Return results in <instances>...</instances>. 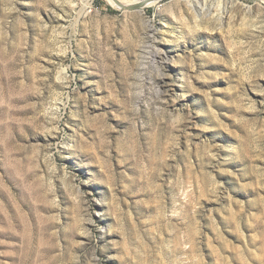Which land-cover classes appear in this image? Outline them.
Segmentation results:
<instances>
[{
  "label": "rangeland",
  "instance_id": "rangeland-1",
  "mask_svg": "<svg viewBox=\"0 0 264 264\" xmlns=\"http://www.w3.org/2000/svg\"><path fill=\"white\" fill-rule=\"evenodd\" d=\"M132 1L0 0V264H264V0Z\"/></svg>",
  "mask_w": 264,
  "mask_h": 264
},
{
  "label": "bare ground",
  "instance_id": "bare-ground-1",
  "mask_svg": "<svg viewBox=\"0 0 264 264\" xmlns=\"http://www.w3.org/2000/svg\"><path fill=\"white\" fill-rule=\"evenodd\" d=\"M112 1L114 3L123 4V5H125V4L127 5V4H130V3L134 2L132 0H112ZM206 4H207L206 0H199V1L195 0L194 4H191V8L195 12L196 16L203 15L205 13V11H207L208 9L210 10L209 12L213 13L214 15H218L220 13L221 9H222V6L224 5V2H223V0H218L216 2V4L213 7H211V8L206 7ZM223 15H224V13H223ZM223 15L219 16V18L222 19Z\"/></svg>",
  "mask_w": 264,
  "mask_h": 264
}]
</instances>
